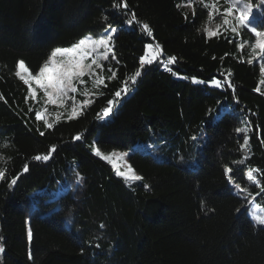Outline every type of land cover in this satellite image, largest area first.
<instances>
[{
    "label": "trees",
    "instance_id": "1",
    "mask_svg": "<svg viewBox=\"0 0 264 264\" xmlns=\"http://www.w3.org/2000/svg\"><path fill=\"white\" fill-rule=\"evenodd\" d=\"M123 2L127 9L113 8ZM187 3L0 0V264H264V226L248 208L264 210V73L255 36L244 27L213 31L221 15ZM111 27L118 33L100 68L104 84L83 76L76 115L37 120L44 94L31 97L16 62L40 68L56 48ZM148 44L161 54L141 69ZM125 81L127 94L105 116ZM95 148L131 150L127 160L142 180H125Z\"/></svg>",
    "mask_w": 264,
    "mask_h": 264
},
{
    "label": "snow or ice",
    "instance_id": "2",
    "mask_svg": "<svg viewBox=\"0 0 264 264\" xmlns=\"http://www.w3.org/2000/svg\"><path fill=\"white\" fill-rule=\"evenodd\" d=\"M192 0H189L191 3ZM207 7V5H205ZM211 7L215 8L216 5L213 4ZM255 7L260 10L257 13H254L253 8L254 5L252 3H244L241 5L240 0H231L230 5L223 9V12L227 14V16H231L232 13L235 11H239L240 15L235 17L237 24L243 26L245 29L249 30L251 33L257 37L255 41V48L259 49L258 52L255 54L259 56L262 60H264V30H258L264 28V0H259V3L255 5ZM114 9H127V3H115L113 4ZM136 20L135 15H132V18L127 20L126 23L128 25H132L133 22ZM225 24H229L230 20L227 17L224 20ZM142 28L145 32L151 35L150 26L147 23L142 25ZM232 32L236 33L237 28L235 26L232 27ZM118 33L117 28H110L107 30L106 34L98 39H90V38H82L79 40L77 44L72 45L69 48H56L52 51L51 55L49 56L48 60L39 68L38 73L33 75L31 70L25 65L23 60L18 61L17 63V71L16 75L20 77L24 82L27 84L30 80H35L37 84L44 90L45 95L47 96L48 102L52 104H63L64 99L67 97L69 92L75 93L77 91L76 85L73 81H79L83 83L81 77H83L86 73L90 74V70L92 68V64H86L85 61L88 57L92 56L93 53H98L100 48H104L105 51L102 53L103 59H108V53L110 51V45L113 40V34ZM217 33L209 31V36H214ZM148 48H152V44L147 45ZM160 46L156 45L155 51L153 53H148L146 55L141 56L140 59V68L143 69L145 66L152 65L156 62L160 56ZM99 55L93 59L92 63H97V59ZM113 59L115 56L113 54ZM176 61V57H169L168 63L174 64ZM251 63V61H249ZM100 65L97 64V67ZM261 72L264 73V62L260 64ZM142 75L141 70H137L135 75H133L131 79V83L135 84L137 78ZM27 77V78H26ZM194 83L200 84H208L209 86L213 87H220L221 81L217 79H212L210 81H202L193 78ZM97 85L104 84L103 79H98L96 81ZM129 82L125 81L122 87L115 91L113 94L114 98L108 100V107L103 109V114L105 116L109 115L112 110V106L114 105L115 101L122 97V95L127 94L129 87ZM106 86V85H105ZM30 92H32L33 97L35 96V92L30 88ZM90 101L85 100L83 105H88ZM75 114V108L73 109ZM37 120L42 119L41 113H36ZM48 128H52V124H47ZM237 132H246L247 129L245 128H237ZM44 135V133H41ZM76 140L80 139L78 135L75 137ZM248 137H244V143L240 145L241 149L245 148L248 145ZM53 150H55V146H53ZM96 155H101L99 149L96 150ZM126 155V154H125ZM50 158L49 155H36L33 159L36 161H47ZM105 160H110V156H104ZM29 170L28 164L24 165L23 172H27ZM233 170L231 168H226L225 172L231 173ZM129 173H132L129 175ZM129 173H125L123 171L118 172V175L124 177L125 180H132V181H139L142 180V177L136 175L131 168H129ZM19 178V174L16 177H12L8 180V187L11 189L13 186L16 185L17 180ZM6 179V172L4 170H0V182L5 181ZM231 176H229V180L231 181ZM248 179L254 180V177L251 172L248 174ZM239 187V185H235ZM147 187V185H145ZM239 212V209L237 210ZM254 222L259 225H264V215H256L253 217ZM103 227V225L101 226ZM3 239V238H0ZM28 239L29 241L32 240V233L31 230L28 232ZM99 247V245H97ZM4 252V245L0 243V253ZM31 258V256H30Z\"/></svg>",
    "mask_w": 264,
    "mask_h": 264
},
{
    "label": "rangeland",
    "instance_id": "3",
    "mask_svg": "<svg viewBox=\"0 0 264 264\" xmlns=\"http://www.w3.org/2000/svg\"><path fill=\"white\" fill-rule=\"evenodd\" d=\"M197 2L203 3L204 6L207 5V7L211 10V13H210V17L211 18L213 16H216L217 14L221 15L219 17V19H217L216 21L213 22V25H212V28H213L212 30L213 31H216L217 29H220V28L232 29V27L235 26L237 28V32H238L243 27V26L237 24L236 19H235V17L240 15L239 11H235L234 10V12L232 13L231 16H227V14H225L223 12V9L227 8L230 5L231 0H192L191 3H189V0H188L187 4L191 5L192 7H195V5H196L195 3H197ZM240 2H241V5L244 4V3H252L254 5V8H253L254 13L255 12L257 13L259 11L255 7V5L259 3V0H256V2H254L252 0H240ZM213 4L216 5L215 8L211 7ZM226 17H227V19L230 20L229 24H225L224 23V20H225ZM111 28H113V27H111ZM114 28H116V27H114ZM109 29L110 28L104 30L103 33H98L96 35L95 34H88V35L84 36L83 38H90V39L101 38V37H103L106 34L107 30H109ZM258 30H264V28L263 29H258ZM256 39H257V37H255V41H256ZM77 43H74V44H77ZM71 46L59 47V48H69ZM254 46H255V44H254ZM109 47H110V51L108 53V57H109V54L111 52V45ZM104 51H105L104 48H100L98 50V53H93V55L88 57V59L85 61L86 64H92V68L90 70V74L86 73L85 75H89L90 78L93 79L94 81H97L98 79H101V77H100V68H101L102 62L104 60L103 56H102V53ZM154 51H155L154 49L148 48L147 54L148 53H153ZM258 51H259V49H256V52H258ZM98 55H99V58L97 59V63H95V64L92 63L93 59L96 58ZM259 59H260L261 63L264 62V60H262L260 57H259ZM17 63H18V61L15 64V72L17 71ZM97 64H99L100 66L97 67ZM25 65L31 70L33 75H36L38 73L39 68H34V67L28 65L27 63H25ZM81 80H82V77H81ZM78 82L79 81H73V83L76 85L77 91L75 93L69 92L67 97L64 99L63 104H60V103L52 104V103L48 102L47 96L45 95L44 90L37 84V82L35 80H30L29 83H27L29 85V87L35 92V96L34 97L32 95V92H30L31 97H33L34 100H36L39 90H41L43 92V94H44L43 102H45L47 104V107L42 112H40L41 116H42V120L49 121V117L51 115H53V114L59 115L60 113L66 111V110L71 112V116H74V115H76L78 113V111L80 109V106H81V99L78 96V94L79 93L81 95L83 94L82 91L80 90V87L77 84ZM86 85L87 84L82 83V86L85 87ZM74 108H75V114L73 112ZM96 150H97V148H95V151ZM130 151L131 150H129V151H126V150H114V151H112L110 153H107V154H104V153L100 152L101 153L100 156H102V157L110 156L111 159L107 160V161L115 168L117 173L121 172V171H123L125 173H129V168L132 169V167L130 166V164H129L128 160H127V156L130 153ZM133 172H134V170H133ZM131 174L132 173H129V175H131ZM252 182H255V181H252ZM250 207H251V210H254V216H256V215H264V210L258 204H256V205L249 204L248 208L250 209Z\"/></svg>",
    "mask_w": 264,
    "mask_h": 264
}]
</instances>
